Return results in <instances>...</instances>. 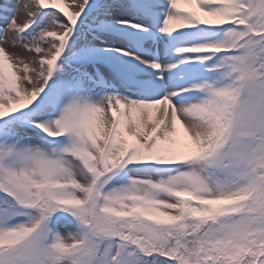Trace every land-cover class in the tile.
<instances>
[{"label": "snow or ice", "instance_id": "obj_1", "mask_svg": "<svg viewBox=\"0 0 264 264\" xmlns=\"http://www.w3.org/2000/svg\"><path fill=\"white\" fill-rule=\"evenodd\" d=\"M0 264H264V0H0Z\"/></svg>", "mask_w": 264, "mask_h": 264}]
</instances>
